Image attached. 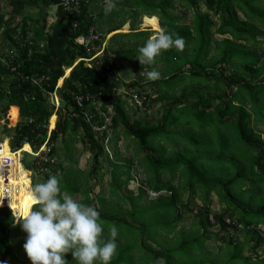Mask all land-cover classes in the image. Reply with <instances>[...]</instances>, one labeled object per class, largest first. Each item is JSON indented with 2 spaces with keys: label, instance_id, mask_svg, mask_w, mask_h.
Listing matches in <instances>:
<instances>
[{
  "label": "trees",
  "instance_id": "16d2710c",
  "mask_svg": "<svg viewBox=\"0 0 264 264\" xmlns=\"http://www.w3.org/2000/svg\"><path fill=\"white\" fill-rule=\"evenodd\" d=\"M58 1L8 0L9 13L5 9L0 11V30L7 28L2 31V38L12 48L8 52H0V56L5 60L10 59L16 72L29 77L37 74L39 78H43L39 86H33L30 81L23 82L19 76L10 73L0 60V113L3 119L5 117L2 130L11 150L35 153L46 140L47 145H54L59 138L67 135L77 138L76 131L81 129L82 141L85 142L93 162L90 175L103 177L110 193L109 199L112 200L106 202L103 197H97L96 202H93L89 198L92 188L87 185L89 175L86 174L82 181L79 171L78 174L69 176L70 186L65 178L67 175L60 179L61 191L65 189L70 194L81 192L83 202L94 205L99 210L104 223V239L109 238L108 226L117 225V250L110 264H157L161 257L166 264H264V198L260 196L256 199L264 190V139L261 136L264 131L255 129V122L264 120V115L260 112L264 110V52L257 53L247 47L255 36L264 35V13L255 8L260 0H132L134 13L129 11L132 15L128 22L129 32L114 33L109 38L115 46H123V41L129 38L147 39L151 35L150 30L137 31L134 28L135 13L138 17L145 16L149 23L147 28L151 30L156 27L152 16L158 15L159 28L165 27L183 36L186 42L183 49L172 47L163 50L156 58L154 64H160L167 71L165 69L166 72H162L159 79L147 83L148 88L157 91L155 95L144 92V84L136 81L128 83L127 90L122 89V95L116 93V62L121 61L123 56L132 61V57L128 56L133 54L138 57L139 51L128 47L117 53L112 47H107L92 59L101 51V42L105 37L120 30L127 21L106 31L101 42L94 44L96 48L93 46L84 49L75 43V39L79 36L86 37L89 30L94 28L96 18L89 10L91 0L81 4L74 17L58 9L56 20L47 25V10ZM144 1L148 2L145 5L147 9L141 7ZM175 4L184 7L188 13L192 12L191 29L178 24L182 18L173 14ZM122 7L123 5L118 10L114 9L109 15L102 12L99 18L102 15H107L108 20L119 17L120 13L125 12ZM200 7L205 11H200ZM25 8L36 9V12L19 19ZM208 12L217 18V22L209 17ZM239 12L243 20L238 19ZM254 17L260 21L262 31L257 30L250 22ZM74 21L77 22L75 29L72 27ZM212 30L214 34L211 33ZM213 35L227 37L216 40ZM29 41L33 45H29ZM41 42L44 45L39 49ZM211 48L215 53H210ZM78 58L82 61L70 71ZM64 68H67L65 76L69 74V77L64 80L67 85L60 93L61 106L55 112L56 123L47 138L48 121H51L54 110L49 106L46 94L52 93L56 85H61ZM161 82L173 87L181 82L184 84L176 96L172 89L160 87ZM210 88L212 90L208 91ZM80 93L99 94L102 110L112 105L113 115L108 134L121 127L137 149L145 152V160L151 162L146 164L144 182L138 181L133 175L134 169L129 160L117 158L116 152L110 157L103 145L106 133H94L90 125L80 117L81 111L88 110L95 114L97 108L89 103L82 108L77 107L73 98ZM124 100L128 101L132 109L130 114L123 107ZM213 102H216L214 106ZM157 103L161 104L160 112L152 113ZM11 106L18 108L19 122L13 128H7L6 115ZM187 109L194 110L195 119L200 123H207V119L213 116L218 125L230 123L237 139L245 145L247 165L236 167L230 176L211 177L194 160L155 156L149 140H167L171 134L169 128L181 123ZM69 114H78V117L70 119ZM138 114L142 117L137 118ZM210 114L212 115L207 117ZM132 116H136L133 121ZM157 116L159 118L156 121ZM92 123L100 125L101 120L93 119ZM184 138H188L189 143L195 147L201 145L200 140L194 136ZM114 146L116 148V143ZM108 147H111V141L107 143ZM25 156L30 155L24 153V168L34 171V158L30 157L31 160L27 163ZM55 156L53 146L49 157ZM230 157L233 158V155ZM103 163L108 167L105 172ZM172 165L176 167L175 170L182 169L184 182L177 186L172 184L174 172L168 173L165 168H171ZM45 167L47 171L42 175L44 181L61 169L55 164H47ZM161 176H166V180ZM12 178L18 180L13 171ZM130 181L137 183L135 195L127 189ZM248 183L251 185L246 190L249 196L246 201H242L240 190ZM20 185L25 189L30 186L27 180L21 181ZM83 185L85 188L81 190ZM235 185L237 186L234 187ZM184 190L189 192L186 202L183 201L181 192ZM211 194L224 205L220 213L211 212ZM194 196L201 200L196 209L190 208ZM144 198H152V201L143 204ZM250 200L255 203L251 205ZM29 203L21 207L20 199H17V202L11 204V208L16 216L24 218L32 206V201ZM122 203L128 207L122 208ZM36 206L38 205L34 207ZM187 215L193 218L192 227L187 232L182 229L176 231V227ZM210 216L218 232L209 230L212 227ZM223 217H228L236 224L232 226L225 223ZM20 220L13 224L10 210L0 209V261L17 258L11 240L25 233ZM210 239L221 242L223 250L220 256L210 255L212 248L209 251L204 249L205 242ZM23 252L24 249L19 258L29 261ZM66 259L71 264L77 263L71 253L66 254Z\"/></svg>",
  "mask_w": 264,
  "mask_h": 264
},
{
  "label": "rangeland",
  "instance_id": "374dc122",
  "mask_svg": "<svg viewBox=\"0 0 264 264\" xmlns=\"http://www.w3.org/2000/svg\"><path fill=\"white\" fill-rule=\"evenodd\" d=\"M6 1L7 0H0V4L2 5L0 6L1 10L2 9H5L6 11L9 10L7 8ZM131 1L132 0H116L115 9L118 10L120 9V6L123 5L122 8L124 9L125 12L120 13L119 17H112L111 19L108 20L107 15H109L111 12L107 13V15H102L101 16L102 18H99L102 12L106 14V12L104 11L106 0H91V3L89 5V10H90V13L96 18V23L94 25V28H95V31L101 36V38L104 37L106 31H108L109 29L117 28L121 26L123 22L127 21L125 22L126 24L123 27H121L120 30L112 32L105 37V39L101 42L102 48L112 47L117 53L121 50L127 49L128 47H131L133 50L139 51V48L143 46V44L145 43L146 39L129 38L127 41L124 40L123 46L120 47V45L115 46L114 43L109 41V38L112 35H114V33L126 34L129 32L130 27H129L128 22L129 20H131V17H132V15L129 14V11L134 13L133 11L134 6L132 5ZM145 5H148V2L144 1L141 7L147 9ZM174 7H175V10L173 11V14L182 18V20L178 24H180V26L182 27H187L191 29L192 20H193L192 12L188 13L184 7L178 4H175ZM255 8L259 12L264 13V0H260L259 4L255 5ZM200 11L204 12L205 10L203 7H200ZM154 15H157V14H154ZM182 15H184V17ZM208 15L211 19L217 22V18L212 16L211 13L208 12ZM237 16L239 20H243V16L241 15L240 12L237 13ZM133 18L136 20V25L134 28L137 31L150 30V28H147L149 27L148 26L149 23L147 22V20H145V16L138 17L136 16V13H135L133 14ZM152 19L155 20L153 22L156 23V27H154L153 30H150L152 31L150 36L155 35V33L157 34L160 30L158 15L152 16ZM250 22L256 27L257 30L262 31L260 21L258 20L257 17H254V19L250 20ZM211 33L214 34V31L212 30ZM213 37L216 40H220V39L226 38L227 36L213 35ZM247 47L251 50H255L257 53L264 52V35L255 36L253 40H250L248 42ZM94 48H96L95 45H94ZM0 49L1 51H3L4 47H0ZM8 51H10V49L8 48L4 49V52H8ZM210 53H215L213 48L210 49ZM128 57H132V61H128L126 59L127 56H123L121 61L119 60L116 62V74H117L116 78L118 79L116 93L118 95H122L123 93L122 89L124 88L127 90L126 88L127 84L130 82L136 81L139 84H144L143 85L145 86L144 92H149L150 94L155 95V92L157 91H154L147 87L148 85L147 83L153 80L147 79L146 70H151L152 68H156V70L162 73L165 71L166 68L164 69L163 66L160 67V64H153V65L143 64L142 66H140V62L138 61L135 55L130 54ZM66 74L64 71L63 77H65ZM68 77H69V74L66 76V79H68ZM60 84H61L60 86L56 85V88H57L56 93L58 97H60V93L63 92V90L66 88V85H67L63 79L61 80ZM183 84L184 83L181 82L178 85H175V87H173L170 84L161 82L159 85L162 88L167 87L169 89H172L173 90L172 93L177 96ZM193 85H196V83L193 82ZM199 86L202 87L201 84H199ZM211 90H212L211 88L208 89V91H211ZM124 101L125 103H123V107L125 111L128 112V114H130L132 112V109L128 101L127 100H124ZM215 104L216 102H213V106ZM49 106L51 107L50 104ZM160 107H161V104L157 103L154 106L152 113H159ZM246 107L247 109H251L248 106ZM11 112L12 110L10 108V112L8 113V115H6V127L7 128H13L19 122V118L17 114L18 120H16V122L12 124V121H11L12 113ZM260 112L264 115V110H260ZM194 114H195L194 110H191V109L185 110L181 123H179L176 127L169 128V131H171L170 132L171 134H169V137L167 140H164L162 138H151L149 140L150 146L154 149L155 156L162 155L163 157L167 159L173 158V157H180L184 159L194 160L196 164L198 166L200 165L201 169L205 170V172L211 177L230 176V174L235 171L236 167L244 166L245 161H248L245 158V155H246L245 145L237 139L233 126L230 123L218 125L214 116L210 119H207L208 120L207 123H200L197 119H195ZM211 115L212 114L208 115L207 117H210ZM140 117H142V115L138 114L137 118H140ZM135 118L136 116H132L131 121L135 120ZM158 118L159 116L155 117L156 121L158 120ZM0 119H1L0 120V138H2V137H5L4 132L2 130V127L5 126V117L3 119V116L1 113H0ZM54 123H55V120H54ZM54 123L52 120L50 122V119H49V122H48L49 129H52ZM184 124H187V125H184ZM205 124H207L206 127H205ZM255 125H256L255 126L256 130L261 131V132L264 131V120L262 121L257 120L255 122ZM201 127L203 128L201 129ZM187 129L189 131H192V130L193 131L190 133ZM186 132L187 134H185ZM76 135H77V138H74L68 135L66 137L64 136L63 138H59L57 143L54 144V150H56V156L52 158L53 164L59 165L61 167V169H59L57 173L55 171V175L58 176L59 181L63 176L67 175V177L65 178L67 179V182L70 186L71 181L69 179V176L74 175L79 171V177L82 181H84L83 180L84 176L88 174L89 183L87 185H89V187L92 188L89 198L93 202L94 201L96 202V199H98L97 197H103V199L106 202L111 201L112 199H109L110 193H109L107 185L105 184V180L103 179V177H101L100 175H92V176L90 175V171H91L90 167L92 166L93 162L91 160V154H89L87 151L85 142L82 141L81 129L76 131ZM110 135H111V147H108V152L110 154V157L112 158L113 153L116 152L118 155L117 158H120V159L125 158L129 160L132 163V166L134 169L133 175L136 176V178H138V181L140 180L144 182L145 175H146V172H145L146 164L148 165L151 162L150 160H147V161L145 160L146 158L145 152L137 149V146L134 143H132L130 138L126 137L125 134L122 132L121 127L114 129L113 132L111 131ZM184 136L196 137L197 139L200 140L201 145L195 147L194 145L190 144L188 138L186 139L184 138ZM261 136L264 139V133H261ZM115 143H116V148L114 146ZM6 145H7V141H5L4 146L6 147ZM28 152L31 153V151H28ZM28 152H25V153H28ZM231 154L233 155V158L230 157ZM30 157L32 156L31 155L29 157L25 156V162L28 163L31 160ZM208 160H210L211 162H206ZM13 165L14 167L12 171L14 172L15 177L18 178V180H15V179L14 180L16 181L15 182L16 184L19 183L20 189L26 190L20 186V182L23 180H27L31 188L34 186L35 183L44 181L39 175L31 174L30 180H32V182H30L28 179V173L23 171L20 168V166L17 165V163ZM102 166H103L104 172L105 170L107 171L108 167L105 165V163H103ZM165 168L167 170L166 172L168 173L169 172L171 173L172 171L174 172V178L172 181L173 185L177 186L181 184L182 182H184L181 176L182 169L175 170L176 167H174L173 165L171 166V168L170 167H165ZM161 178L166 180V176H161ZM247 181H249V179H247ZM236 186L237 185H235L234 187ZM250 186L251 185L248 183L247 185L241 187L240 191H241L242 201H246L248 199L249 192H246V190L249 189ZM84 188H85V185L82 186L81 190H84ZM127 189L132 191L133 194L135 195L138 190L137 183L130 181L128 183ZM23 190L21 191L22 193L20 192L21 194L18 193V197L16 198V200L20 199L21 207L25 206L26 203L28 202L25 200L27 198ZM62 192H67V191L63 189ZM181 192L183 194V201L186 202L189 197V192L185 190ZM71 195L75 199L83 202L84 196L81 192L73 193ZM260 196L264 198V190L261 191V193L257 196L256 199H258ZM150 199L152 198H144L142 203L147 204L148 202L152 201ZM209 199L211 201V204H210L211 212L220 213L223 210L224 205L218 202L217 197L214 194H211L209 196ZM250 201L252 202L251 205L255 203V201H252V200ZM12 203L13 202H10L9 204L10 207ZM200 204H201V200H199L197 196H194L193 200L190 202V208L196 209V207L200 206ZM120 206L122 208L128 207V205H124V203L120 204ZM192 223H193L192 217H190L189 215L184 216L183 222L180 223L176 227V231H179L182 229L185 232H187L192 227ZM209 230L213 232L218 231L217 228H211ZM262 231H264V229ZM25 237H26V233H23L18 238H12L11 245L14 248V251L16 253L15 255L17 258L16 259L15 257L14 259L7 258L5 260L7 261V264H31L30 260L27 261L23 257L19 258L20 252H22V249H24L23 244L25 242ZM169 237L171 238V235ZM22 240L24 242H22ZM210 248H212V251L209 254L212 256H220L221 251L223 250V246L221 242H217V241L214 242L212 239L207 240L205 242L204 249L209 251ZM23 254L27 256L25 251L23 252ZM69 264L71 263L69 262Z\"/></svg>",
  "mask_w": 264,
  "mask_h": 264
},
{
  "label": "clouds",
  "instance_id": "9594fccd",
  "mask_svg": "<svg viewBox=\"0 0 264 264\" xmlns=\"http://www.w3.org/2000/svg\"><path fill=\"white\" fill-rule=\"evenodd\" d=\"M115 8L116 0H106L104 9L106 13L112 12ZM159 29L157 34L147 38L139 48L137 59L141 65H153L163 50L185 47L183 36L165 27ZM100 49H104L102 45ZM102 50L99 53H102ZM160 76L161 73L156 68L146 70V77L149 80H157ZM29 198L33 208L19 220L22 230L26 233L23 248L31 264H69L66 259L67 253H71L77 264H110L117 250L116 237L119 229L116 224L109 225V238L104 239L102 236L104 223L94 205L81 202L70 193L62 192L60 181L55 174L50 175L44 182L35 183L30 190ZM35 205L38 206L34 207ZM222 219L230 225L235 222L228 217ZM209 221L212 223L211 228H217L211 216ZM0 264H7V261H0ZM157 264H166V261L161 257Z\"/></svg>",
  "mask_w": 264,
  "mask_h": 264
},
{
  "label": "built area",
  "instance_id": "2783aa9c",
  "mask_svg": "<svg viewBox=\"0 0 264 264\" xmlns=\"http://www.w3.org/2000/svg\"><path fill=\"white\" fill-rule=\"evenodd\" d=\"M89 0H59L56 5H51L49 7V16L47 17V25L53 23L56 20V12L58 9L62 10V12L74 17L78 14L79 8L81 4L88 3ZM73 29L77 27V22H73L72 24ZM28 39V38H27ZM96 42H101L100 35L94 30V28H91L89 30V33L86 37L79 36L75 39V43L84 49L93 48L94 44ZM29 45H33L32 42H28ZM43 43H39L38 48H43ZM102 50V49H101ZM101 53H97L95 56L92 57V59L96 58ZM90 59V60H92ZM0 60L4 63V65L7 67L8 71L12 74H15L16 76H19L21 81L26 82L30 81L33 86H39L40 82L43 78H39L37 74L33 75L32 77L22 75L21 73L16 72V69L14 66H12V62L10 59L5 60L2 56H0ZM90 60H84V61H90ZM82 61V59H76L70 70L74 69L78 63ZM65 71V70H64ZM56 89L52 93H47L46 97L48 98L49 104L51 107H53L54 114V120L56 123V116L55 112L59 109L61 106V97L57 96ZM74 103L77 107L82 108L84 104H94L97 106L95 109V114H92L87 111H81L80 117L83 119L84 122L90 125L92 131L94 133H106V136L103 139V145L104 149L108 151L107 143L109 142V134L108 131L111 127V119L113 115V107L112 105L109 106V108L102 110L101 109V98L99 94H90V93H80L77 96L73 98ZM70 119L72 117H78L77 115H68ZM93 119H100L101 124L98 125L97 123H92ZM54 123V124H55ZM54 127V125H53ZM52 127V129H53ZM52 129H49V125L47 126V138H49L50 132ZM5 141H7L6 147ZM48 141L46 140L44 144L36 151L35 153H29L34 159H33V165L35 167L34 171L26 170L23 166L22 160L24 156V152L17 150L13 151L11 150L9 146V141L7 138L2 137L0 138V209L6 208L10 210L11 215L13 217L14 223H17L19 218L15 215L14 209L10 207V202H17L16 198L18 197V190L16 189L14 191L15 186V180L12 178V170H13V164L17 163V165L20 166V168L28 173V179L30 182L31 174H37V175H43L45 174V171H47V168L45 165L47 164H53V159L49 157V152L51 148L54 145H47ZM29 189L31 190V186H29ZM13 198V199H12ZM33 207H30L32 209ZM235 222L232 223L234 225Z\"/></svg>",
  "mask_w": 264,
  "mask_h": 264
},
{
  "label": "crops",
  "instance_id": "0c3cea01",
  "mask_svg": "<svg viewBox=\"0 0 264 264\" xmlns=\"http://www.w3.org/2000/svg\"><path fill=\"white\" fill-rule=\"evenodd\" d=\"M3 10V9H2ZM2 10H0V11H2ZM36 12V9H33V8H25L24 9V11H23V14L22 15H20L19 16V19H22V17L24 16V15H33L34 13ZM7 13H9V10H7ZM7 28H2L1 30H0V47H4V49L5 48H8V49H10V50H12V48H9V45H8V43L7 42H4V40H3V38H2V31L3 30H6ZM4 49H3V51H1V49H0V52H4ZM62 79L63 80H65L66 79V76L65 77H62ZM10 108H13L12 109V118H11V121H12V124H14L15 122H16V120H18V118H17V114H18V108L17 107H15V106H11ZM51 120L53 121V123H54V117L52 116V118H51ZM51 122V121H50ZM23 152H27V151H23ZM29 153V152H28ZM42 179H43V177L42 176H40ZM44 180V179H43ZM44 182V181H43ZM18 185H19V183H18ZM21 186V185H20ZM25 189V188H24ZM21 191H22V189H21ZM21 194V193H20ZM29 199H27L26 201H28Z\"/></svg>",
  "mask_w": 264,
  "mask_h": 264
},
{
  "label": "bare ground",
  "instance_id": "6f19581e",
  "mask_svg": "<svg viewBox=\"0 0 264 264\" xmlns=\"http://www.w3.org/2000/svg\"><path fill=\"white\" fill-rule=\"evenodd\" d=\"M16 182V181H15ZM14 191L17 189L18 190V193L21 192V189L19 188V185L15 183V186H14ZM23 190V189H22ZM24 194H26V198L29 199L28 202H31L30 198H29V193H30V189H26V190H23ZM22 193V192H21ZM134 245V243H133ZM163 247V246H162Z\"/></svg>",
  "mask_w": 264,
  "mask_h": 264
},
{
  "label": "flooded vegetation",
  "instance_id": "af4514ba",
  "mask_svg": "<svg viewBox=\"0 0 264 264\" xmlns=\"http://www.w3.org/2000/svg\"><path fill=\"white\" fill-rule=\"evenodd\" d=\"M0 6H2V5L0 4Z\"/></svg>",
  "mask_w": 264,
  "mask_h": 264
}]
</instances>
